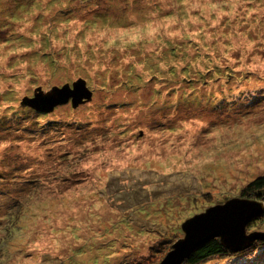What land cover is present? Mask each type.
Returning a JSON list of instances; mask_svg holds the SVG:
<instances>
[{
	"label": "rangeland",
	"instance_id": "374dc122",
	"mask_svg": "<svg viewBox=\"0 0 264 264\" xmlns=\"http://www.w3.org/2000/svg\"><path fill=\"white\" fill-rule=\"evenodd\" d=\"M1 3L0 264H158L264 172V0ZM80 78L75 107L21 103Z\"/></svg>",
	"mask_w": 264,
	"mask_h": 264
},
{
	"label": "water",
	"instance_id": "95a60500",
	"mask_svg": "<svg viewBox=\"0 0 264 264\" xmlns=\"http://www.w3.org/2000/svg\"><path fill=\"white\" fill-rule=\"evenodd\" d=\"M91 89L80 78L61 87L53 86L43 92L35 90L33 96H25L21 103L38 111H51L61 102L71 101L76 106L91 98ZM262 202L241 196H232L221 203L207 206L204 211L194 214L181 224L183 237L171 245L170 251L158 264H181L201 244L219 238L222 245L237 253L249 248L254 241L264 239V232H246V225L261 216Z\"/></svg>",
	"mask_w": 264,
	"mask_h": 264
},
{
	"label": "trees",
	"instance_id": "16d2710c",
	"mask_svg": "<svg viewBox=\"0 0 264 264\" xmlns=\"http://www.w3.org/2000/svg\"><path fill=\"white\" fill-rule=\"evenodd\" d=\"M2 5H4V3L0 4V10L2 8ZM8 12L10 14L13 12L15 13L16 7L11 5L8 8ZM240 195L245 197H256L257 199L264 198V172L256 174V176H254L252 179L246 181L240 189ZM261 219L262 217H259L256 220L251 221L250 223L247 224L246 229L248 230L252 228L257 222L261 221ZM263 246H264V240H256L249 248L237 253H233L222 245L219 238H213L201 244L200 246L196 247L182 264H199L200 262H202L207 258L216 257V256L229 257V256L243 255L246 252H250V253L255 252L256 250L262 248Z\"/></svg>",
	"mask_w": 264,
	"mask_h": 264
}]
</instances>
